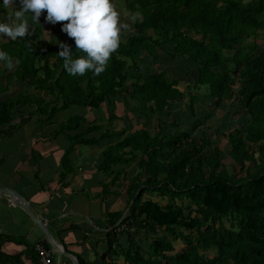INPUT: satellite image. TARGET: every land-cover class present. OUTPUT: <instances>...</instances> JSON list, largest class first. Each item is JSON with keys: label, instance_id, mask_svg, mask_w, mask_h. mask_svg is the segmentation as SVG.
<instances>
[{"label": "trees", "instance_id": "1", "mask_svg": "<svg viewBox=\"0 0 264 264\" xmlns=\"http://www.w3.org/2000/svg\"><path fill=\"white\" fill-rule=\"evenodd\" d=\"M125 9L139 13L140 19L99 76L69 75L58 46L34 43L41 25L33 38L1 46L19 64L6 75L5 84L0 83V93L17 86L0 101V125H11L20 108L45 116L40 119L49 123L71 106L97 110L108 124L119 119L128 123L120 130L102 131L98 120L74 114L57 128L67 130L63 135L75 145L99 146L104 141L100 172L138 159L139 170L127 178L129 209L121 221L129 239L127 249L121 250L128 264H264V51L246 44L264 28V0H125ZM61 25L60 38L67 36ZM67 38L73 58L85 55L75 49L73 38ZM144 54L159 61L170 57L194 69L197 78L191 84L179 77L170 79L162 71L145 73L140 64ZM181 82L186 84L184 90L205 87L210 107L234 100L235 114L246 115L240 127L227 134L228 166L221 162L216 146L207 152L211 138L195 137L207 118L195 117L196 96L189 103L194 120L178 134L164 133L161 122L156 129L146 128L149 118L144 128L134 125L139 111L164 112L181 102L185 97ZM22 85L32 92L20 91ZM126 103L131 108L125 113ZM60 160L65 177L74 168L65 156ZM121 216V212L110 214L111 226ZM141 233L140 246L135 237ZM176 240L185 246L169 254Z\"/></svg>", "mask_w": 264, "mask_h": 264}, {"label": "crops", "instance_id": "2", "mask_svg": "<svg viewBox=\"0 0 264 264\" xmlns=\"http://www.w3.org/2000/svg\"><path fill=\"white\" fill-rule=\"evenodd\" d=\"M20 6V0H13V5L0 8V20L6 21L7 17L15 18L11 14L15 7ZM43 12L39 22L35 23L30 14L26 15L32 31L39 25L41 28L46 22ZM61 24L62 22L55 31ZM42 31L39 36L40 44L44 42ZM26 38H33V32L16 41L0 36V47ZM55 40L56 38L51 36L48 44L54 45ZM14 63L15 60L13 66ZM6 80L8 77H2L0 83L5 84ZM16 87L13 85L11 91L0 93V101L9 98ZM22 90L24 93L32 92V89L24 85L21 86L20 91ZM27 109L20 108L21 112L13 116L11 125H0V187L11 189L24 196L30 202L35 214L46 222L53 241L72 253L78 264H104V262L128 264L121 252L129 246L127 230L121 223L128 212L126 208L129 209L126 193L128 179L124 178L125 187L122 193L121 190L119 191V184L116 186L119 177L110 176L109 180L103 173H98V163L105 148L104 141L97 146V153L89 154V164L83 161V155L77 156L76 151L73 152L69 164L74 170L63 177L60 160L62 153H60V145L54 142L56 136L50 139L42 134L41 131H45L47 121L45 120L44 123L40 118L44 119L45 116L32 113L33 110H29L30 113ZM84 116L87 119V114ZM51 125H54V121ZM37 126L38 131H35ZM124 167L126 169L124 174L132 169L130 165ZM105 191L108 193H104ZM116 212H121L122 216L111 226L112 218L109 215ZM112 231L114 236L111 235ZM35 243L50 247L39 226L7 196L0 195V264L29 262L33 259L32 245ZM27 246H30L29 250L26 249ZM113 250L118 251L113 252ZM107 252L109 254L105 256ZM55 264H72V262L67 256L55 253Z\"/></svg>", "mask_w": 264, "mask_h": 264}, {"label": "rangeland", "instance_id": "3", "mask_svg": "<svg viewBox=\"0 0 264 264\" xmlns=\"http://www.w3.org/2000/svg\"><path fill=\"white\" fill-rule=\"evenodd\" d=\"M114 6L116 7V9L120 12L121 15V19L125 22H128L131 24V31L129 32H125L122 34L121 36V40H126V37L128 35H131L133 32V23H131L130 17L132 16V14H130L126 9H125V0H113ZM14 8V7H13ZM16 9V7H15ZM44 15L43 17L46 16V10L43 12ZM42 20V19H41ZM8 22L10 23H14L15 22V18H10L8 19ZM43 22V21H41ZM60 22H57L55 25L48 23V22H44L41 27L42 31V40L45 42L47 41V43L44 44H48L50 42L51 36H57L56 40L54 41V45L58 46L60 45L61 42L68 44L69 45V38H67V36L65 35L64 37L60 38L58 37L60 35V32H58V30L55 31V28L58 27ZM34 30V28H33ZM34 32V31H33ZM40 38L38 37V39L36 41H34V43H36ZM247 45H255L256 48L259 51H264V28L259 29L257 34L253 37H251L247 42ZM60 48V47H59ZM159 53H161V51L159 50ZM144 56H146L145 58H143L140 61V64L143 65L142 71L147 73V72H165L167 74V76L172 79V78H182L185 79L187 81H189V83L193 84V81L197 78L196 77V73L194 69H189L188 66H186L185 64H180L178 61L172 60L170 57H166L165 60L159 61V60H154L153 58H151L149 55L144 54ZM19 64V59H15V63L12 69H8L7 67H4L2 64L0 65V72H3L2 74L4 75V77H6V72L7 74L10 72H13L15 70V68L18 66ZM3 70V71H2ZM191 72L192 75L191 77L186 76L185 73L187 72ZM182 85L180 87L181 90H184L185 87V83L181 82ZM30 88V87H29ZM237 88V87H236ZM32 89V88H30ZM185 91V97L182 99L181 102H175L171 105H169V107L166 108V110L164 112H159V113H154V114H150V113H145V111H142L140 113H138V115H135L137 117L138 122L135 123L134 125L137 126V128L140 127H145V120L146 118H149L148 121L149 123L147 124L148 126H146V128L148 129H156L157 125L161 123H163L164 126V133L167 132H173L174 134H178L177 131H179L181 128H183L185 125L188 124V122L193 121V116L190 112V107H189V103H190V97L196 96L195 98V102L193 104V111L195 114V117L198 119H203L204 116H207L206 119H204V123L195 131V137L200 138L202 135H207L209 138H211L212 141V145L207 149V152H210L213 146H216L219 151H220V160L221 162L228 166V164L230 163V156L228 153V150L230 149L228 141H227V134L232 131L234 128L240 127V125L246 120V115L244 113H236L234 111V107L233 105H231L232 103H234V100L229 102V100H225L223 101V104L219 107H216L215 109L210 107V101L207 96H205L206 93V89L205 87H200V88H195L193 87H189V89L184 90ZM122 103V102H121ZM124 104V102H123ZM126 107V108H125ZM124 108L125 113L128 111V109H130L131 107L128 106V104L126 103V106ZM1 109V108H0ZM120 109L121 106H120ZM87 109L85 111V109L79 108L77 106H71L69 107V109L66 112H61L59 117L58 114L56 113L55 116H53V121H54V125H51L50 123H46V129L45 131L42 130L41 133L46 135L47 138H55L56 136V140H54V142L56 141L59 145H60V153H62V156L60 159H62L63 156H65V159H69L71 158V155L73 154V152L76 151V154L78 156V154H81L84 156V160L87 164H89V160H88V156L91 153H97L96 149L97 146H92V144H85V145H78L77 146L74 144L75 142H73L74 140L71 139L68 136L63 135V133L65 131H58V125L62 124L65 118H67L70 115H74L77 112L79 113L80 111V115L82 117L85 118L84 115L87 114V120H91V119H96L98 120L97 124H99L102 128V131L105 130L108 126L109 129H114V130H120L124 124V121L119 119V120H114L112 121V123L108 124V121L102 120L101 115L99 112H97V110H89L88 113ZM211 110H214L213 112H211ZM77 113V114H78ZM124 113V114H125ZM126 115V114H125ZM147 115V116H146ZM89 116V117H88ZM146 116V117H145ZM175 117H177V121L178 122H174L175 121ZM40 118V117H39ZM45 123V122H44ZM57 125V126H56ZM128 126L127 124H124ZM234 126L232 128H230L231 126ZM187 128V127H186ZM57 129V131H56ZM215 129L217 132H215ZM35 131H38V126L37 128H35ZM222 132H224L225 134H221ZM41 134V135H42ZM65 134V133H64ZM53 143V142H52ZM75 146H74V145ZM73 145V146H72ZM72 146V148H70ZM67 152V154H65ZM255 157H258V153L254 154ZM258 161V159H256ZM137 160L133 161V162H129V164H127L126 166H131L132 169L127 170L126 174H124V171H126L125 167L122 166V168H118V167H114L112 169V171L108 172V173H103V172H98L99 174H104L105 177L107 179H111L110 176L112 177H119V180H117V184L116 186L119 184V191L121 190V192L123 193V189H124V180L126 178H130L132 177V175H135L136 172L139 170V168L137 167ZM258 163V162H257ZM245 164H249L248 161L245 162ZM250 164H252V162H250ZM130 167V168H131ZM119 169V170H117ZM220 169V168H218ZM63 170V169H62ZM238 170V174L239 176L243 175L244 173L242 171H240L239 167H237ZM120 173V174H118ZM123 173V174H122ZM125 178V179H124ZM129 180V179H128ZM127 180V182H128ZM107 189L109 190V188L107 187ZM83 194V193H82ZM88 193H85V195ZM121 198V196L119 197ZM162 204L165 203V201L161 202ZM179 203V202H178ZM128 209L126 208V211ZM159 233H162L161 230H159ZM158 233V234H159ZM135 241L140 244V246L142 245V241H143V235H137L135 237ZM184 243L180 240H176L175 242V250L169 254H175L176 252L181 251L184 248ZM30 246H27L26 249L29 250ZM145 256V255H144ZM146 257V256H145Z\"/></svg>", "mask_w": 264, "mask_h": 264}, {"label": "clouds", "instance_id": "4", "mask_svg": "<svg viewBox=\"0 0 264 264\" xmlns=\"http://www.w3.org/2000/svg\"><path fill=\"white\" fill-rule=\"evenodd\" d=\"M10 5L13 0H0V8ZM20 5L11 14L15 17L14 23L8 22V17L6 21L0 20V36L16 41L31 35L33 31L26 19L27 14L34 23L39 22L45 10L46 22L55 25L67 21L61 25V30L74 39L75 49L85 54L73 58L71 47L60 43L57 53L64 61V69L73 77L87 72L97 76L103 73L121 45L122 34L131 31V24L121 19L113 0H20ZM138 19L139 13L130 17L131 23ZM0 62L8 69L13 67V59L4 50H0Z\"/></svg>", "mask_w": 264, "mask_h": 264}, {"label": "water", "instance_id": "5", "mask_svg": "<svg viewBox=\"0 0 264 264\" xmlns=\"http://www.w3.org/2000/svg\"><path fill=\"white\" fill-rule=\"evenodd\" d=\"M0 195L7 196L16 207L20 208L37 226H39V228L45 235L50 247L53 248V250L57 254L61 256H67L71 260L72 264H78L77 259L72 253L64 250L61 246L53 241L46 226V222L35 214L30 202L24 196L11 189L2 187H0Z\"/></svg>", "mask_w": 264, "mask_h": 264}, {"label": "built area", "instance_id": "6", "mask_svg": "<svg viewBox=\"0 0 264 264\" xmlns=\"http://www.w3.org/2000/svg\"><path fill=\"white\" fill-rule=\"evenodd\" d=\"M33 259L23 264H55V251L41 243L32 245Z\"/></svg>", "mask_w": 264, "mask_h": 264}]
</instances>
